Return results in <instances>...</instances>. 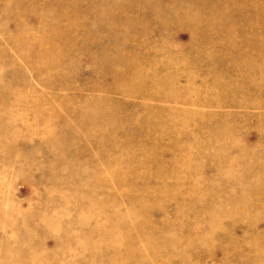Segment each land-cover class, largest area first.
Listing matches in <instances>:
<instances>
[{"label": "rangeland", "instance_id": "374dc122", "mask_svg": "<svg viewBox=\"0 0 264 264\" xmlns=\"http://www.w3.org/2000/svg\"><path fill=\"white\" fill-rule=\"evenodd\" d=\"M0 264H264V0H0Z\"/></svg>", "mask_w": 264, "mask_h": 264}]
</instances>
